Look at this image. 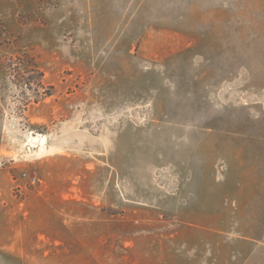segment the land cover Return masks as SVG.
Masks as SVG:
<instances>
[{
	"label": "rangeland",
	"instance_id": "374dc122",
	"mask_svg": "<svg viewBox=\"0 0 264 264\" xmlns=\"http://www.w3.org/2000/svg\"><path fill=\"white\" fill-rule=\"evenodd\" d=\"M0 264H264V0H0Z\"/></svg>",
	"mask_w": 264,
	"mask_h": 264
},
{
	"label": "bare ground",
	"instance_id": "6f19581e",
	"mask_svg": "<svg viewBox=\"0 0 264 264\" xmlns=\"http://www.w3.org/2000/svg\"><path fill=\"white\" fill-rule=\"evenodd\" d=\"M44 142H45V139H42V140H41V143H44ZM40 151H41V150H40Z\"/></svg>",
	"mask_w": 264,
	"mask_h": 264
},
{
	"label": "water",
	"instance_id": "95a60500",
	"mask_svg": "<svg viewBox=\"0 0 264 264\" xmlns=\"http://www.w3.org/2000/svg\"><path fill=\"white\" fill-rule=\"evenodd\" d=\"M36 138H37V137L35 136V137L32 138V140L34 141V140H36Z\"/></svg>",
	"mask_w": 264,
	"mask_h": 264
},
{
	"label": "built area",
	"instance_id": "2783aa9c",
	"mask_svg": "<svg viewBox=\"0 0 264 264\" xmlns=\"http://www.w3.org/2000/svg\"><path fill=\"white\" fill-rule=\"evenodd\" d=\"M33 181H34V179H33Z\"/></svg>",
	"mask_w": 264,
	"mask_h": 264
}]
</instances>
